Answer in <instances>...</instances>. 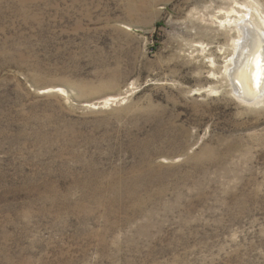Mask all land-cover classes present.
I'll use <instances>...</instances> for the list:
<instances>
[{"label":"rangeland","instance_id":"1","mask_svg":"<svg viewBox=\"0 0 264 264\" xmlns=\"http://www.w3.org/2000/svg\"><path fill=\"white\" fill-rule=\"evenodd\" d=\"M227 2L0 0V264H264Z\"/></svg>","mask_w":264,"mask_h":264},{"label":"bare ground","instance_id":"2","mask_svg":"<svg viewBox=\"0 0 264 264\" xmlns=\"http://www.w3.org/2000/svg\"><path fill=\"white\" fill-rule=\"evenodd\" d=\"M228 8L220 10L221 25L237 33L232 43L234 53L228 58L225 73L231 86L244 103H264V14L256 2L230 0ZM257 6V7H256ZM224 16V19L221 17ZM67 95V90L60 88Z\"/></svg>","mask_w":264,"mask_h":264}]
</instances>
